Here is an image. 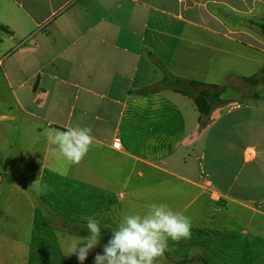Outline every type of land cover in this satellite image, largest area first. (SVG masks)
I'll return each instance as SVG.
<instances>
[{
    "label": "crops",
    "instance_id": "crops-1",
    "mask_svg": "<svg viewBox=\"0 0 264 264\" xmlns=\"http://www.w3.org/2000/svg\"><path fill=\"white\" fill-rule=\"evenodd\" d=\"M0 23L10 30L0 36V264H79L75 254L65 252L73 239L87 235L86 219L70 222L59 211L54 195L63 187L57 181L62 173L45 136L48 129L76 126L69 114L65 121L57 119L66 96L75 99L74 91L88 96L84 106L103 111L104 126L112 107L118 110L116 135L107 145L130 163L119 185L120 200L141 208L136 211L141 214L161 201L190 217L197 237L188 246L196 255L174 263L201 264L203 239H218L224 216L231 218V207L243 206L232 192L246 187L247 179L237 183V176H245L244 164L257 154L253 145L237 140L235 131L237 124L250 126L257 107L264 110L258 106L264 99V0H0ZM17 30L22 31L18 44H24L18 50L34 66L30 72L25 65L18 70L15 61L4 67L14 53L6 45ZM156 60L176 77L232 87L236 96L255 104L242 107L235 98L222 97L227 102L216 104L199 126L187 95L169 86L140 91L162 78ZM250 76L255 83L244 80ZM23 154H43L29 184L19 182L11 161ZM48 162L51 166H45ZM45 171L50 175L44 181ZM37 178L48 185L46 202L30 187ZM256 219L250 215L247 223ZM227 234L228 246H244L233 232ZM107 240L101 238L83 264H92ZM225 243L223 235L224 252ZM219 244H212L218 252ZM168 248L156 262L170 257Z\"/></svg>",
    "mask_w": 264,
    "mask_h": 264
},
{
    "label": "rangeland",
    "instance_id": "rangeland-1",
    "mask_svg": "<svg viewBox=\"0 0 264 264\" xmlns=\"http://www.w3.org/2000/svg\"><path fill=\"white\" fill-rule=\"evenodd\" d=\"M16 33V38L14 37L15 39L9 41L6 45L11 47L10 54L14 53L4 62V67H7L9 62L15 61L18 70L20 66L25 65L23 69L26 72H30L34 66H32V63L26 62V58L24 57L26 53L18 50L24 46V44H18V41L22 38L20 36L22 31ZM34 33L31 35L33 36ZM3 35H6V32L0 29V36ZM213 81L222 82L221 80ZM72 93L76 94L75 99L74 94L66 96L67 102L61 106L57 119L60 122L69 118L71 123L76 122V126L90 127L94 140L88 152L79 163H69L59 155L54 160V164L59 165L62 173L57 176V181L63 185L54 196L59 204V211L69 217L72 220L70 222H80V220L86 219L89 216L95 217L101 224L102 238L106 237L108 239L111 235L110 228H115L123 216L141 209L136 208L128 201L120 200L118 196L120 193L119 185L125 182L130 170V163L124 159L121 160L117 150L110 149L107 145L116 135L115 123L118 110L116 107H112L109 113V124L104 126V122L101 120V117L104 116L103 111L98 108L84 106V97L87 98L88 96L84 95L82 91H74ZM92 97L95 102L100 99V96ZM222 97L235 98L236 103H240L242 107L244 105L255 104L254 100L243 97V94H237L236 96L233 93L232 87L229 86L222 94ZM260 105H264V99L258 100V106ZM256 109L253 110V112L255 111V115L250 126H239L237 124L235 131L238 141L245 142L246 145H253L257 150L255 159L244 164L247 172L245 176L243 177V173V175L238 174L237 176V183H240L242 178L247 179L246 187L237 190L236 186L232 192V197L240 201L243 206L236 205L231 207L235 211L231 218L224 216L227 219L225 222L226 227L221 229L217 234L218 239L215 236L214 239L209 236L203 239L204 244L198 255L204 257L209 264H264V217L260 216V211L264 212V110L260 111L259 107ZM42 155L23 154L21 158L17 156L11 159L17 171L14 175L18 174L20 183H31L33 169L41 167L39 156L41 157ZM20 164L25 166L26 169L20 170ZM238 164H241V162L239 161ZM45 166H51V164L48 162ZM49 175L48 171H45L44 181ZM135 179L136 173L134 171L130 175V180L132 182ZM72 187L75 188V191L70 193V198H66L69 189H72ZM104 194L107 195V199L102 198ZM43 196L46 202L47 199L45 198L47 196L45 194ZM64 196L65 198H63ZM63 201L66 202L65 204L70 209L68 214L62 210V208L66 207ZM37 206L40 212L41 203L38 200ZM170 208L176 209V206H171ZM251 209L256 211H251ZM250 215L256 216L257 219L247 223V218ZM52 217H54L52 218L53 220L56 219L55 215H52ZM204 228H208V225L206 224ZM243 231L246 232L243 233ZM230 232L235 234V241L238 244H244V246L235 248L228 246L229 242L232 241L227 234ZM223 235L226 241L224 246L225 252L222 250ZM196 237V234L191 233L190 238L187 240L182 239L179 242L169 241L170 257L159 259L155 264H175L174 258L196 255L189 250L188 246V244L190 245L191 242L196 240ZM219 240L220 252H218L219 249L212 246V244ZM185 264L199 263L193 261Z\"/></svg>",
    "mask_w": 264,
    "mask_h": 264
},
{
    "label": "clouds",
    "instance_id": "clouds-1",
    "mask_svg": "<svg viewBox=\"0 0 264 264\" xmlns=\"http://www.w3.org/2000/svg\"><path fill=\"white\" fill-rule=\"evenodd\" d=\"M53 154L75 164L86 155L94 137L90 127L69 126L64 130L48 129L45 133ZM31 189L37 196L48 190V185L36 179ZM87 235L73 239L65 255L75 254L79 264L100 243L102 227L92 216L86 218ZM191 219L183 212L173 211L165 202L151 203L142 214L133 212L122 217L102 250L93 257L92 264H155L168 250L169 241L179 242L191 236Z\"/></svg>",
    "mask_w": 264,
    "mask_h": 264
},
{
    "label": "trees",
    "instance_id": "trees-1",
    "mask_svg": "<svg viewBox=\"0 0 264 264\" xmlns=\"http://www.w3.org/2000/svg\"><path fill=\"white\" fill-rule=\"evenodd\" d=\"M0 29L7 33L10 32L9 28L1 23H0ZM157 64L163 69L162 78L157 83L149 87L141 88L140 91L147 93V92L155 91L161 86H169L172 87L175 91L187 95L192 99L193 104L195 105L199 113L198 116L199 126L205 125L212 109L216 104L227 102V99L222 98V94L225 92L226 86H219L213 83H205L197 80H189V79L187 80V79L179 78L169 73L165 68H163L159 64V62H157ZM244 80L251 83H255L256 77L250 76L244 78ZM254 97L257 98L258 95L254 94ZM82 230L84 233H87V228ZM168 253H169V248L167 251L164 252L162 256L166 257ZM199 260L201 264H209L203 258H199ZM180 261H185V259Z\"/></svg>",
    "mask_w": 264,
    "mask_h": 264
},
{
    "label": "built area",
    "instance_id": "built-area-1",
    "mask_svg": "<svg viewBox=\"0 0 264 264\" xmlns=\"http://www.w3.org/2000/svg\"><path fill=\"white\" fill-rule=\"evenodd\" d=\"M114 146H115V147H118V143H117V142H114ZM209 195H210V197H211L212 199H214V200H218V199H219L218 194H217L216 192H214V191H210V192H209Z\"/></svg>",
    "mask_w": 264,
    "mask_h": 264
}]
</instances>
